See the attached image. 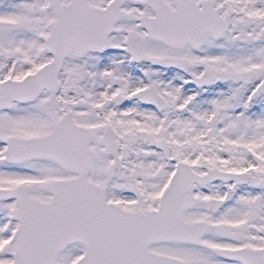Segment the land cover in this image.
Segmentation results:
<instances>
[{"label": "snow or ice", "instance_id": "obj_1", "mask_svg": "<svg viewBox=\"0 0 264 264\" xmlns=\"http://www.w3.org/2000/svg\"><path fill=\"white\" fill-rule=\"evenodd\" d=\"M0 264H264V0H0Z\"/></svg>", "mask_w": 264, "mask_h": 264}]
</instances>
